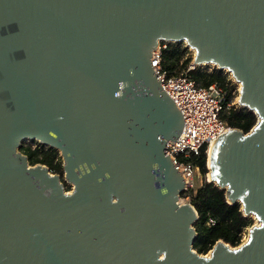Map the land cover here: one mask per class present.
<instances>
[{
    "label": "water",
    "instance_id": "1",
    "mask_svg": "<svg viewBox=\"0 0 264 264\" xmlns=\"http://www.w3.org/2000/svg\"><path fill=\"white\" fill-rule=\"evenodd\" d=\"M162 41L230 72L258 118L218 137L208 182L259 225L210 256L166 155L184 119ZM25 141L59 151L72 192ZM0 264H264V0H0Z\"/></svg>",
    "mask_w": 264,
    "mask_h": 264
},
{
    "label": "trees",
    "instance_id": "2",
    "mask_svg": "<svg viewBox=\"0 0 264 264\" xmlns=\"http://www.w3.org/2000/svg\"><path fill=\"white\" fill-rule=\"evenodd\" d=\"M163 67L169 75H176L186 71L193 62L188 48L179 44L169 43L163 51ZM191 77L199 86L218 84L227 93V101L234 97V85L225 71L214 69L208 72L206 69L196 67L189 72ZM221 118L229 127L238 129L244 134L249 133L256 125L258 118L252 111L246 108L232 107L225 110ZM29 145H22L20 148L31 166L43 165L48 167L51 173H64L63 159L58 150L45 147L38 143L36 148ZM194 164L199 168L202 175H207V155L202 153L194 159ZM189 198V203L195 207L199 218L194 224L197 238L193 243V249L200 255H206L217 242L223 241L233 247L242 242L245 232L253 226V219L244 215L240 203L230 204L227 199V191L216 186L214 183L204 182L197 189L182 194ZM210 219L215 221L214 226H208Z\"/></svg>",
    "mask_w": 264,
    "mask_h": 264
},
{
    "label": "built area",
    "instance_id": "3",
    "mask_svg": "<svg viewBox=\"0 0 264 264\" xmlns=\"http://www.w3.org/2000/svg\"><path fill=\"white\" fill-rule=\"evenodd\" d=\"M167 43L160 42L153 51L152 64L155 75L161 81L162 89L179 108L184 119L181 135L176 142H168L166 155L182 174L186 184L185 192H189L196 190L194 178L195 173L199 172V168L193 162L194 159L202 153L208 155L212 143L231 130L221 115L235 105L232 101H227L226 91L218 84L199 86L189 74L198 67L193 63L186 71L169 75L162 62ZM38 143L35 142L33 148H36ZM186 199L189 203V198ZM214 225L215 221L210 219L208 226Z\"/></svg>",
    "mask_w": 264,
    "mask_h": 264
},
{
    "label": "rangeland",
    "instance_id": "4",
    "mask_svg": "<svg viewBox=\"0 0 264 264\" xmlns=\"http://www.w3.org/2000/svg\"><path fill=\"white\" fill-rule=\"evenodd\" d=\"M168 44L169 43H167V46H168ZM172 44H174V45H177V44H179V45H181V46H183V47H187L188 48V51H189V53H190V55H192V57H193V59H194V56H195V51L193 50V49H191L190 47H188L187 46V44L186 43H172ZM193 63V62H192ZM191 63V64H192ZM198 67H201V68H203V69H206L208 72H211V71H213L214 69H218L217 68V66L216 65H214V64H204V65H201V66H198ZM225 73H227L228 74V76H229V78H230V81H232V83H233V85H234V89H233V92H234V97H233V100H232V102H233V104L237 107V108H241V105H240V103H239V97H240V84L239 83H237L236 81H235V79L233 78V76H232V74L230 73V72H228V71H226L225 70ZM232 129V128H231ZM233 130V129H232ZM29 143H31V142H29V141H25L24 142V145H29ZM33 145H35V143H32L31 144V146L33 147ZM21 152V151H20ZM208 165H209V157H208V155H207V170H208V173H207V175H202L201 174V172H200V170H199V172H196L195 173V178H194V182H195V186H196V190L197 189H199L202 185H203V183L204 182H208V175L210 174V170H209V167H208ZM52 175H57V176H60V178H61V182L63 183V185H64V188H65V190H66V192H72V190H73V185L72 184H70L69 182H67L66 180H65V173H63L62 175H60V174H55V173H51ZM180 203H182V204H186V203H188V201H187V199L185 198V197H183L182 195L180 196ZM251 218L253 219V226L252 227H254V226H258V221L256 220V218L254 217V216H251ZM251 227V228H252ZM251 228H249L246 232H245V234L243 235V237H242V242H241V244L240 245H242L243 243H245L247 240H248V238H249V232H250V229ZM229 245V244H228ZM239 245V246H240ZM231 248H237V247H239V246H237V247H233V246H231V245H229ZM210 253H211V250L208 252V254H206L207 256H210ZM206 255H203V256H206Z\"/></svg>",
    "mask_w": 264,
    "mask_h": 264
},
{
    "label": "bare ground",
    "instance_id": "5",
    "mask_svg": "<svg viewBox=\"0 0 264 264\" xmlns=\"http://www.w3.org/2000/svg\"><path fill=\"white\" fill-rule=\"evenodd\" d=\"M215 143V142H214ZM214 143H212L211 147L209 148V153H208V157H209V170H210V174L213 172L212 170V167H211V153H212V149H213V146H214ZM208 181H212V179L210 178V175H208ZM216 180L212 181V182H215ZM259 225V223H258Z\"/></svg>",
    "mask_w": 264,
    "mask_h": 264
}]
</instances>
